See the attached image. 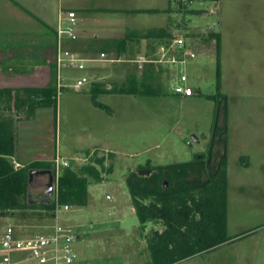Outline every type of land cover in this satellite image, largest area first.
<instances>
[{
    "label": "rangeland",
    "instance_id": "obj_1",
    "mask_svg": "<svg viewBox=\"0 0 264 264\" xmlns=\"http://www.w3.org/2000/svg\"><path fill=\"white\" fill-rule=\"evenodd\" d=\"M182 1L173 21L174 35L184 39L195 57L173 68L187 74L194 95L173 92L175 79L169 77L173 69L165 74L158 64L148 63L142 68L135 62H109L96 65V85L102 89L111 85L112 90L125 89V93L100 94L97 100L105 105L100 107L94 103L89 83L79 90L66 86L58 91L57 107H51L61 151L49 162L56 167L55 161L60 158L65 163L60 164L59 174L66 167L79 171L93 160H104L99 166L101 180L88 179L86 205L70 204V210L60 212L61 221L73 226L79 236L76 245L80 264H148V239L164 226L160 221H149L142 231L127 177L139 169L195 162L203 155L208 159L210 150L212 171L227 153L228 234L235 238L183 264H249L252 260L264 264V0H252L251 4L218 0L216 11H210L215 0ZM161 17L140 15L129 21L122 18L119 23L146 28L158 26ZM217 31L223 35L220 86L218 42L210 36ZM107 50L110 56L116 54ZM148 66L158 76L151 85L161 93H128L140 88ZM85 73L66 68L63 83H74ZM102 77L107 80L103 82L99 79ZM20 94L25 96L24 92ZM0 102L4 104L5 99ZM11 106L12 110L5 113L13 116L14 126L16 115L23 120L35 118L26 109L20 110L14 103ZM35 128L29 135L34 143L43 125L36 124ZM16 156L17 150L10 159L17 168L23 167L15 162ZM49 181V174L32 176V200L44 198ZM51 223L52 219L40 210H21L0 216V234L8 224L33 233Z\"/></svg>",
    "mask_w": 264,
    "mask_h": 264
},
{
    "label": "trees",
    "instance_id": "obj_2",
    "mask_svg": "<svg viewBox=\"0 0 264 264\" xmlns=\"http://www.w3.org/2000/svg\"><path fill=\"white\" fill-rule=\"evenodd\" d=\"M192 1V0H191ZM182 3V2H181ZM218 42V86H220L221 58L220 33H210ZM134 38H159L166 40L167 46L175 39L164 28L150 29L144 35H127L121 41L116 56L125 53L126 40ZM157 59V58H153ZM153 66V64H151ZM139 89L132 88L128 93L157 95L161 92L153 87L151 81L157 77L154 68L148 66ZM56 69L51 84L44 88H3L0 89V216L13 215L21 210H40L46 218L55 217V201L48 204H34L30 195L31 169H56L50 162L34 161L17 168L10 157L17 150V136L12 115H6V109H12L11 103L20 110L26 109L33 114L39 107H57L59 90L56 82ZM148 84L146 85L145 84ZM98 83H95V85ZM95 98L101 93H125V89L93 88ZM20 92H24L22 97ZM9 101V104L7 102ZM95 102L102 107L105 105ZM216 127L215 135L218 133ZM213 145V143H212ZM198 157L195 162H180L151 168L150 174H138L134 171L127 177V185L133 199L136 214L141 222L142 231L149 221H160L164 228L155 230L148 239L151 260L148 264H179L204 252L220 248L233 241L228 234V157H221L216 170L212 171L210 159ZM100 159L82 166L79 171L66 167L59 175L58 196L61 204L86 205L88 179L101 180ZM195 175H192L194 174ZM166 182L169 186L166 187Z\"/></svg>",
    "mask_w": 264,
    "mask_h": 264
},
{
    "label": "crops",
    "instance_id": "obj_3",
    "mask_svg": "<svg viewBox=\"0 0 264 264\" xmlns=\"http://www.w3.org/2000/svg\"><path fill=\"white\" fill-rule=\"evenodd\" d=\"M251 1L236 0L237 3L244 2L246 4H251ZM181 2L183 1L0 0V89L44 88L51 84L53 70L56 68L57 29L61 24L62 18L69 11H74L77 15L79 38L74 41H66V46L83 57L97 58L101 53H106L107 49L116 53L119 50V46H121V41L127 35H144L150 29L156 28H164L169 35H174L176 27L173 25V21L176 20ZM140 15H160L162 16L160 19L161 23L158 26L146 28L136 27L135 24H131V26L130 22L119 23L122 18L129 21L128 18H135ZM217 32L220 33V31ZM222 37L223 35L220 33V53L222 51ZM126 41L127 44L124 45L126 50L123 55L116 56L115 54L110 56L107 54L109 57L121 59L119 62L110 63H131V60L140 58L153 59L155 57L158 59L161 56L162 47L167 46L164 44L166 40L161 42L162 40L159 38H134ZM105 63L109 62H88L86 64V73L84 75L91 77V82L88 83L92 86L89 91L93 96H95L93 88L97 79L95 67L97 64L102 65ZM148 63L158 64L161 71L165 74L171 72L172 69L175 70L168 63L145 62L138 64L143 68ZM169 77L171 78V74ZM99 79L103 82L107 80L106 77ZM157 79L158 76L153 81L156 82ZM109 87V89L113 88L111 85ZM99 95L97 94L96 98L94 97V103L102 107L95 102V99L98 101ZM98 102L103 104L100 101ZM19 115L21 114L19 113ZM33 115L36 119L23 120L18 115L15 117L18 120L15 121L17 122L15 126L17 156L16 158L14 157V160L19 166H24L34 161H53L55 156L61 151L58 136L59 128L57 124L55 127L53 126V111L51 107L38 108ZM39 115H41V118L37 121ZM39 123L43 125V129L37 130L38 136L36 137V143H34L29 135H31L33 129L36 131L35 126ZM159 230L161 231L162 229ZM256 254H258V251ZM20 256L21 254L19 253L14 254V258H19ZM254 262L252 260L249 264Z\"/></svg>",
    "mask_w": 264,
    "mask_h": 264
},
{
    "label": "built area",
    "instance_id": "obj_4",
    "mask_svg": "<svg viewBox=\"0 0 264 264\" xmlns=\"http://www.w3.org/2000/svg\"><path fill=\"white\" fill-rule=\"evenodd\" d=\"M192 2V1H191ZM215 6L210 11H216L218 0H215ZM78 19L74 11H69L62 18L58 32V48L56 55V82L58 90L69 86L74 90L81 89L86 83L91 82V77L84 75L74 83L64 84L65 77L63 70L74 68L86 70L88 62H119L121 59L109 57L107 53H101L97 58H87L81 56L76 51L66 46V41H74L79 38ZM178 53V55H177ZM195 57L183 38H175L165 47H162L161 56L158 59L140 58L131 60V62L145 63L157 62L168 63L172 66L177 63L185 64L187 59ZM142 67V66H141ZM172 79H175L173 92L181 96H192L195 89L189 84V77L185 72L178 73L176 70L171 72ZM56 173L54 181L53 201L56 203L55 217L50 225L45 226L42 230L25 233L18 230L14 225L8 224L0 234V254L2 257L1 264H15L25 262L26 264H80V253L76 242L79 237L76 229L68 224H64L60 219L62 210H70L71 205L61 204L58 196V179L60 158L56 159ZM56 183V184H55ZM21 254L14 260V254Z\"/></svg>",
    "mask_w": 264,
    "mask_h": 264
},
{
    "label": "water",
    "instance_id": "obj_5",
    "mask_svg": "<svg viewBox=\"0 0 264 264\" xmlns=\"http://www.w3.org/2000/svg\"><path fill=\"white\" fill-rule=\"evenodd\" d=\"M141 173L149 174L152 172V169H145L141 170ZM34 174H49L50 175V181L47 183V189L44 191V198L39 199V200H32V195L30 194L29 197L31 199V202L34 204H48L50 203V197L52 196L53 193V188H54V181H55V175L51 169H31L29 172L30 175V182L32 180V176ZM168 183L166 182V185Z\"/></svg>",
    "mask_w": 264,
    "mask_h": 264
}]
</instances>
